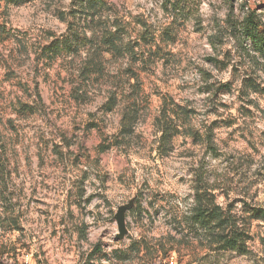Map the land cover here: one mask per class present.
<instances>
[{
  "label": "clouds",
  "instance_id": "obj_1",
  "mask_svg": "<svg viewBox=\"0 0 264 264\" xmlns=\"http://www.w3.org/2000/svg\"><path fill=\"white\" fill-rule=\"evenodd\" d=\"M260 38L264 0H0V264H264Z\"/></svg>",
  "mask_w": 264,
  "mask_h": 264
},
{
  "label": "trees",
  "instance_id": "obj_2",
  "mask_svg": "<svg viewBox=\"0 0 264 264\" xmlns=\"http://www.w3.org/2000/svg\"><path fill=\"white\" fill-rule=\"evenodd\" d=\"M258 43H259V44H264V38H260V39L258 40Z\"/></svg>",
  "mask_w": 264,
  "mask_h": 264
},
{
  "label": "rangeland",
  "instance_id": "obj_3",
  "mask_svg": "<svg viewBox=\"0 0 264 264\" xmlns=\"http://www.w3.org/2000/svg\"><path fill=\"white\" fill-rule=\"evenodd\" d=\"M62 87H67L66 85H62ZM87 147H91V145H86ZM17 264H18V262H17Z\"/></svg>",
  "mask_w": 264,
  "mask_h": 264
}]
</instances>
